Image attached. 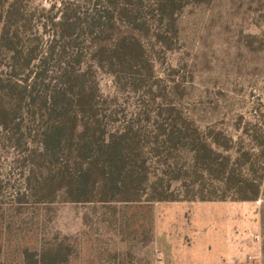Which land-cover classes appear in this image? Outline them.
<instances>
[{
	"label": "rangeland",
	"instance_id": "obj_1",
	"mask_svg": "<svg viewBox=\"0 0 264 264\" xmlns=\"http://www.w3.org/2000/svg\"><path fill=\"white\" fill-rule=\"evenodd\" d=\"M76 8L96 146L135 139L153 177L159 159L150 146L156 134L170 144L159 131L178 115L176 128L194 138L175 153L186 161L183 183H163L178 201H149L144 184L113 191L105 179L79 193L64 142L48 152L41 143L43 88L55 87L56 72L35 73L60 40L62 15ZM96 9L106 10V34L86 29ZM0 17V35L17 31L21 55L0 41V264H264V0H0ZM123 38L138 54L113 60L116 41L127 48ZM72 141L76 151V134ZM200 149H213L214 164L252 159L241 171L245 185L257 178L259 197L183 200L209 175L191 161ZM219 239L228 245L222 260Z\"/></svg>",
	"mask_w": 264,
	"mask_h": 264
},
{
	"label": "trees",
	"instance_id": "obj_2",
	"mask_svg": "<svg viewBox=\"0 0 264 264\" xmlns=\"http://www.w3.org/2000/svg\"><path fill=\"white\" fill-rule=\"evenodd\" d=\"M104 1L106 4V0ZM109 2L112 3V0H109ZM96 13V17L87 21L86 29L87 31L97 30L98 33L106 34V10L96 9ZM82 17L83 13H80L77 8L73 9L71 14L64 13L62 15L63 31L60 40L53 42L54 44L50 46L49 53L40 59V64L44 66V73L39 71L35 73L37 78L45 79L47 74L45 72L48 68H50L51 74L56 72L55 75L51 76L55 82V87L53 89H48L46 86L43 88L46 93L45 109L48 124L40 135L41 143L44 144L48 152L58 147L59 143L64 142L66 149H69L67 158L73 162L78 171V174H76L77 183L75 184L79 189V193H87L93 179H105L113 191H116L120 185L128 191L139 188L144 184L152 194V199H148L149 201H178L181 198L167 194L163 183L166 181L169 185L173 181L183 183V178L186 176V161L184 157L175 153L179 147L183 148L184 144L186 145L187 142L194 140L191 135L188 134L189 137L186 133L183 135L182 130L176 128L175 125L180 122L178 115L171 114L172 119H169L171 128L167 132L159 131L160 135L166 138V141H169L170 144H165L163 141V145H160V137L156 134L155 141L150 146V153H154L159 159L157 162L159 169L153 177L148 174V161L142 153L144 147L140 146V142H136L135 139L130 141L124 139V136L120 139L111 138L107 142L103 141L102 145L96 146L94 136L91 134L96 128L94 126L96 121L92 109H89L95 89L87 87L88 80H86L92 72V67L88 66L81 58L82 52L78 49L77 38L79 34H76V31L82 28L80 25ZM82 29L84 30V28ZM10 32L8 29L3 35H0V41L2 44L4 43L2 47L10 50L13 58L16 59L21 57L20 52L17 50L18 33L15 31L10 36ZM123 41L127 47H124L126 50L122 49L121 40L120 43L116 41L115 48L110 55L113 60L114 58L121 60L127 56L130 58L137 56V52L130 51L124 38ZM99 50H97V63L103 67V57ZM75 65L84 68L82 73L74 71ZM18 68H22V66L14 62L12 69L16 70ZM75 134L78 136L76 151L69 148ZM178 141L183 142L181 146L176 145ZM200 151L201 153L194 151L191 161L194 162L195 166L204 168V171L209 175H203V178L198 180L200 181L199 195H188L184 191L185 198L183 200L215 201L230 198L249 201L259 197L260 190L255 189L257 178H253L250 183L246 182L245 185V179H243L245 177L242 176L241 171L244 164L252 165V159L244 158V160H241L243 157H238L240 158L237 159L239 163L236 164L229 165L226 162L214 164L212 161V157L215 155L213 149H211L213 156L202 153L201 149ZM54 153L55 151L52 155ZM225 158H229V156ZM83 161H87L86 167H84ZM143 178L146 180L145 182H143ZM192 184H187L185 189L188 190L187 186ZM249 192L252 193L246 195Z\"/></svg>",
	"mask_w": 264,
	"mask_h": 264
},
{
	"label": "crops",
	"instance_id": "obj_3",
	"mask_svg": "<svg viewBox=\"0 0 264 264\" xmlns=\"http://www.w3.org/2000/svg\"><path fill=\"white\" fill-rule=\"evenodd\" d=\"M235 246H237V245H234L233 243L230 244L231 255L233 254V251L235 250ZM225 247H226V252H227V247H228V245H226L225 242H223L222 240L219 239V241H218V243H217V247H216V257H218V258L221 259V260L226 258L225 256H223V255H225V254L223 253V251H225V250H224Z\"/></svg>",
	"mask_w": 264,
	"mask_h": 264
},
{
	"label": "built area",
	"instance_id": "obj_4",
	"mask_svg": "<svg viewBox=\"0 0 264 264\" xmlns=\"http://www.w3.org/2000/svg\"><path fill=\"white\" fill-rule=\"evenodd\" d=\"M258 237V236H257Z\"/></svg>",
	"mask_w": 264,
	"mask_h": 264
}]
</instances>
